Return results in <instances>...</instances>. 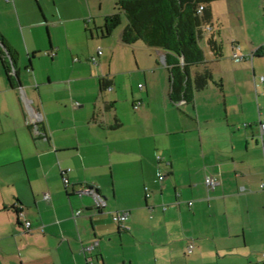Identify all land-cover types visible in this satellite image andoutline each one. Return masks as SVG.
<instances>
[{
	"label": "crops",
	"instance_id": "obj_1",
	"mask_svg": "<svg viewBox=\"0 0 264 264\" xmlns=\"http://www.w3.org/2000/svg\"><path fill=\"white\" fill-rule=\"evenodd\" d=\"M92 2L0 0V49L16 71L8 81L0 63V264H264V0L210 6L213 83L190 103L173 102L159 51L122 44L121 31L101 37L114 8ZM24 98L47 139L30 133ZM211 175L220 185L208 191ZM85 186L105 199L101 211L75 195ZM119 212L128 231L111 219Z\"/></svg>",
	"mask_w": 264,
	"mask_h": 264
},
{
	"label": "trees",
	"instance_id": "obj_2",
	"mask_svg": "<svg viewBox=\"0 0 264 264\" xmlns=\"http://www.w3.org/2000/svg\"><path fill=\"white\" fill-rule=\"evenodd\" d=\"M216 1L224 0H114V13L103 19L101 37H110L123 17L126 25L120 33L121 43L133 46L139 42L159 51L170 74L173 102L190 103L193 93L213 83L211 63L205 59L200 41L205 40L207 49L218 56L215 39L204 32L212 20L210 6ZM199 7L202 10L198 13ZM4 42L0 35L2 46ZM6 52L8 61L0 49V63L10 81V65L15 68L14 54Z\"/></svg>",
	"mask_w": 264,
	"mask_h": 264
},
{
	"label": "built area",
	"instance_id": "obj_3",
	"mask_svg": "<svg viewBox=\"0 0 264 264\" xmlns=\"http://www.w3.org/2000/svg\"><path fill=\"white\" fill-rule=\"evenodd\" d=\"M202 10L201 7L198 8L197 12L199 13ZM212 31V27L211 26H206L204 28V32L206 34L211 33ZM257 54L256 51L251 52L250 54L246 55L245 54H233L231 57V61L235 62V63H241L243 61H251L253 60V58L255 57V55ZM45 55L52 57V54H47V52L45 53ZM102 55V50L101 49H97L95 56L91 57L89 59V63L91 65H96L97 64V59H99V56ZM209 56L214 57L213 53L211 51H209ZM164 58V57H163ZM74 61L76 62V60L74 59ZM10 74H13V71L10 70ZM260 82H264V78H260L259 79ZM143 86L142 85H138V89H142ZM140 101L136 102L133 104V110H138L140 107ZM23 104L24 107L26 109V117H25V123L26 125L29 127L30 133L34 136V137H38V136H44L46 139L48 137L47 135V131H45V127H44V118L42 116V113L39 111L34 110L31 107V101L27 100L26 98L23 99ZM42 126V130H40ZM259 132H260V137L264 135V122H262L259 125ZM162 160V158L160 156H156V161L157 163H160V161ZM69 170H60V175H61V181L63 183L64 188H67L68 186H70V183L66 177V173ZM165 178V174L160 173L157 175V180L159 182H162ZM204 184L206 186V188L208 189V191L211 190H215L219 185H220V180L217 177H213V175L211 176H207L204 178ZM260 190H264V183H262L259 186ZM145 192V198L148 199L150 197V194L148 193L147 189H144ZM239 192L243 193L244 189H239ZM78 197H85V198H89L91 205H92V210L94 212L97 211H101L102 208L105 207V199L100 195V192L97 190L96 187L94 186H88V187H83L82 189H80L78 192H76L75 194ZM50 199V196L48 194H45L43 196V200L44 201H48ZM179 201H176L175 203H173V206H178L179 205ZM192 201H189L187 203H185V206L187 208L191 207L192 205ZM167 208L166 205H162L161 209L165 210ZM83 213L82 209H79L77 211H75L73 214H71V220L74 222L78 217H80V215ZM126 216H128L127 212H119L116 214L111 215V219L113 221V223H115L118 228L121 231H128L129 228L127 227V223H126ZM30 227L31 224L28 223V221H26L24 223V227H23V232H30ZM39 231H42V228L39 227L38 228ZM98 246V241H92L91 243H88L85 247L82 248V252L84 255H91L93 253V251L97 248ZM192 244H189L188 246H186L185 249V253L186 255H189L192 253ZM262 258L264 259V253L262 254ZM86 264H97V261L95 258H93V256H90L89 258L86 259Z\"/></svg>",
	"mask_w": 264,
	"mask_h": 264
},
{
	"label": "rangeland",
	"instance_id": "obj_4",
	"mask_svg": "<svg viewBox=\"0 0 264 264\" xmlns=\"http://www.w3.org/2000/svg\"><path fill=\"white\" fill-rule=\"evenodd\" d=\"M98 0H96V2H97ZM96 2H95V5H96ZM110 4L113 6V2H112V0H110ZM93 4H94V0H93V2H92ZM97 6V5H96ZM113 8H114V6H113ZM125 25H126V22H125V20H124V18L123 17H121V24H120V27H118L117 29H116V31H115V33H117L118 31L120 32V31H122L123 30V28L125 27ZM43 34L45 35V32L43 31ZM200 47H201V49L203 50V51H205V49L204 48H206L205 47V40H201L200 41ZM90 205H91V203H90Z\"/></svg>",
	"mask_w": 264,
	"mask_h": 264
},
{
	"label": "water",
	"instance_id": "obj_5",
	"mask_svg": "<svg viewBox=\"0 0 264 264\" xmlns=\"http://www.w3.org/2000/svg\"><path fill=\"white\" fill-rule=\"evenodd\" d=\"M163 60H164V58H163ZM12 71L14 72L15 71V69L12 67ZM15 78H16V80L18 81V86H20L21 85V83H20V81H19V79H18V76H15Z\"/></svg>",
	"mask_w": 264,
	"mask_h": 264
},
{
	"label": "flooded vegetation",
	"instance_id": "obj_6",
	"mask_svg": "<svg viewBox=\"0 0 264 264\" xmlns=\"http://www.w3.org/2000/svg\"><path fill=\"white\" fill-rule=\"evenodd\" d=\"M10 70H11V69H10ZM10 70H9V71H10Z\"/></svg>",
	"mask_w": 264,
	"mask_h": 264
}]
</instances>
